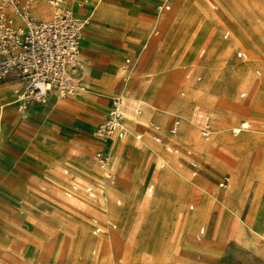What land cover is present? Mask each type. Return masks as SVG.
<instances>
[{
	"label": "rangeland",
	"instance_id": "rangeland-1",
	"mask_svg": "<svg viewBox=\"0 0 264 264\" xmlns=\"http://www.w3.org/2000/svg\"><path fill=\"white\" fill-rule=\"evenodd\" d=\"M168 2L170 8L156 19L145 16L149 25L129 46V51L135 50L133 65L116 76L119 91L113 99L120 95L124 115L151 92L147 115L140 100V119L129 121L123 115L124 137L113 139L125 154L119 162L108 154L106 179L115 186L104 180L97 161L85 180L74 177L63 183L53 174L32 180L25 186L32 200H17L10 207L14 216L4 219L7 239L0 244V264H264V0ZM38 3L45 11L33 14L29 8L30 15L50 16L48 0ZM201 46L209 48L211 56L201 79L191 86L185 68L197 63ZM238 50L246 55L237 56ZM244 66L255 87L239 77ZM6 93L0 96V136L4 115L14 108L1 106L8 101ZM244 107L250 110L247 116L240 115ZM201 114L210 122L208 140L199 135ZM174 118L179 126L170 133ZM243 121L248 127L233 133L232 127ZM151 122L159 126L156 132ZM138 133L140 138H135ZM157 134L160 141L155 140ZM131 141L137 146L133 151L142 149L138 162ZM198 144L207 147L204 154ZM187 150L196 167L189 164ZM223 174L229 175V184L217 193L215 183ZM238 178L240 194L229 202ZM50 179L56 183L49 185ZM73 180L81 186L65 197ZM151 183L152 191H147ZM88 185L93 198L87 197ZM204 190L205 216H199V194ZM79 193L89 205L76 203ZM146 196L150 207L142 211ZM56 205L60 211H55ZM181 205L191 216H180ZM160 210L164 212L158 214Z\"/></svg>",
	"mask_w": 264,
	"mask_h": 264
},
{
	"label": "crops",
	"instance_id": "crops-1",
	"mask_svg": "<svg viewBox=\"0 0 264 264\" xmlns=\"http://www.w3.org/2000/svg\"><path fill=\"white\" fill-rule=\"evenodd\" d=\"M33 3L39 4L38 0H33L29 6L32 13ZM163 3L168 4L170 8L168 0H88L85 4H78L74 1L69 3L74 14L84 21L80 39V56L77 66L72 70V75L78 83V89L73 96L60 97L56 91L51 90L44 102L29 101L21 106V101L17 100L13 90L22 87V83L12 77L3 79L5 84L0 88L2 90L0 96L6 93L3 90L7 86L10 84L13 86L6 93L8 101L1 106L13 104L14 108L4 115V126H2L0 136V244H3L7 239L4 234V219L8 216H14L10 211V207L14 206L17 200H32V195L25 191V186L30 185L32 180L46 178L49 174L55 175L63 183L74 177L85 180V177L92 174L90 169L96 162L95 152L102 151L110 154L116 158L117 162L125 156L118 141L110 140V138H97L94 136L93 131L108 113L112 105L113 94L119 91L116 79L117 75H122L118 71L119 67L124 64L125 58L131 60L128 71L133 65L135 50L133 52L129 51V46L142 35L144 29L149 25V22L145 20V16L148 14L151 19H156L162 11L168 10L158 8ZM49 7L52 13V8L50 5ZM44 11L45 7L41 13ZM168 16L169 14H165L164 17L168 19ZM145 45L144 42L142 47H145ZM239 51L244 52L246 55L244 50H238L237 52ZM125 52L130 53L126 55ZM196 55L198 61L194 64L195 66L188 65L185 68V75L188 77L191 86L201 79L205 64L210 60L211 53L209 48L201 46L197 49ZM18 82L21 84L15 85ZM174 82V79L170 80V83ZM237 82V80H234V83ZM121 90L123 91V89ZM180 93H183V90ZM241 94L243 95L242 92ZM118 97L119 106L123 113L120 95ZM140 100L144 103V115H147L150 99L148 104L143 99H139L138 105ZM138 105H134L132 108L136 109L134 117L132 116L134 110L129 116L123 114L127 120L140 119V115L137 114L140 113V109L136 108ZM243 122L232 127V132L234 128H240L238 132L246 129L248 123ZM154 131L156 132V130ZM123 137L117 139L120 140ZM201 138L208 140L210 136L206 139ZM130 143L132 145L131 152L137 156L136 162H138L142 149L140 152L133 151L137 149V146L132 141ZM230 147L232 148V146ZM187 155H189V164L191 160L196 162L191 153ZM238 160H240V157ZM136 164L131 172V178L135 166H138ZM241 167L242 163L240 165V175H242ZM225 175L229 177L227 174L222 176ZM222 176L215 183L217 193L223 191L219 190L217 186ZM239 178L233 183L229 202L240 194ZM104 180L107 182V179L104 178ZM48 183L53 185L56 183V179H50ZM107 183L115 186L112 183ZM71 184H75L77 188L81 186L75 180ZM45 188V186H40L41 190H45ZM152 188V183L147 185V191H152ZM194 190L197 189L194 188ZM65 191L64 196L70 197L66 196ZM204 192L206 191L204 190ZM203 193L199 194V206L201 208V215L199 216H205L204 207L207 205L205 202L206 194ZM79 194L75 198L76 203L89 205V202L83 198L85 196L82 193ZM94 195L95 193H93ZM173 195L174 202L170 207L172 211L176 208V192ZM87 197L93 198L89 195ZM147 197L141 204L142 211L148 210L150 207V201ZM214 200L218 201L216 194ZM180 201H183V198ZM116 203L120 204V200H116ZM54 208L55 211H60L61 206L56 205ZM178 209L180 216H191L190 212L183 210L182 205ZM161 212L164 211L160 210L158 214ZM109 223L115 225L110 220Z\"/></svg>",
	"mask_w": 264,
	"mask_h": 264
},
{
	"label": "built area",
	"instance_id": "built-area-1",
	"mask_svg": "<svg viewBox=\"0 0 264 264\" xmlns=\"http://www.w3.org/2000/svg\"><path fill=\"white\" fill-rule=\"evenodd\" d=\"M71 1L82 4L87 0H48L52 8L51 16L36 20L29 13V6L33 0H0V81L7 77L17 79L22 87L14 88L17 100L21 106L29 101L44 102L51 90L57 92L60 97L73 96L78 83L72 75V70L77 66L80 56V39L83 32L84 21L74 14L69 5ZM160 9H169L166 3L158 6ZM237 56L244 57L245 53L237 52ZM130 58H125L124 64L118 71L125 74L128 71ZM202 122L199 126V134L203 138L211 135V127L207 115L201 114ZM179 119L175 118L169 132L175 133ZM153 130H158V125L150 123ZM245 128V127H243ZM240 128H234L238 132ZM95 137L100 139L121 138L125 134L123 114L119 109L117 98L106 116L93 131ZM140 138V134L135 135ZM160 141V137H155ZM172 150V146L167 147ZM191 151L187 150V154ZM95 160L102 170L104 178L110 177L108 168L111 165L107 153L97 151ZM191 166L196 167L194 160ZM229 181L228 176H222L218 181L219 190H224ZM75 184H71L65 191L66 196H71L77 190ZM89 196H93L92 187H85ZM95 228V231H99ZM203 229L200 228V232Z\"/></svg>",
	"mask_w": 264,
	"mask_h": 264
},
{
	"label": "bare ground",
	"instance_id": "bare-ground-1",
	"mask_svg": "<svg viewBox=\"0 0 264 264\" xmlns=\"http://www.w3.org/2000/svg\"><path fill=\"white\" fill-rule=\"evenodd\" d=\"M34 7H32L33 8V13L34 14H41V12L44 10V5H42V4H34L33 5ZM258 62V61H257ZM259 72V71H258ZM247 66H244V67H240L239 68V72H238V75H239V77H241L244 81H245V83L247 84V83H252V85L254 86V82L252 81V80H248L247 79ZM255 87V86H254ZM153 90V89H152ZM151 92V91H150ZM150 92L149 93H146V95L143 97V101L146 103V104H148V102H149V99H150ZM200 97V96H199ZM198 97V98H199ZM117 98V102H118V106L120 105V102H119V97H116ZM196 99V98H195ZM124 101V100H123ZM123 104V103H122ZM119 109H120V106H119ZM126 109V108H125ZM121 110V109H120ZM240 115H245V116H247V114L250 112V110H248L247 108H241L240 110ZM122 112V111H121ZM123 114V113H122ZM244 123V122H243ZM218 139H221V136L220 135H218ZM197 149L199 150V152H201V153H205L206 151H207V147L206 146H204V145H201V144H198L197 146ZM110 167V166H109ZM237 174V173H236ZM191 182V181H190ZM235 182V181H234Z\"/></svg>",
	"mask_w": 264,
	"mask_h": 264
}]
</instances>
